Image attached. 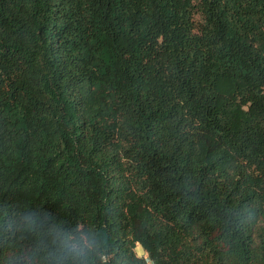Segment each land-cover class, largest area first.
<instances>
[{"label":"trees","instance_id":"trees-1","mask_svg":"<svg viewBox=\"0 0 264 264\" xmlns=\"http://www.w3.org/2000/svg\"><path fill=\"white\" fill-rule=\"evenodd\" d=\"M148 261L264 264V0H0V264Z\"/></svg>","mask_w":264,"mask_h":264},{"label":"rangeland","instance_id":"rangeland-1","mask_svg":"<svg viewBox=\"0 0 264 264\" xmlns=\"http://www.w3.org/2000/svg\"><path fill=\"white\" fill-rule=\"evenodd\" d=\"M136 251H137V254L139 256H143L144 255V250H143L142 247L138 246Z\"/></svg>","mask_w":264,"mask_h":264},{"label":"built area","instance_id":"built-area-1","mask_svg":"<svg viewBox=\"0 0 264 264\" xmlns=\"http://www.w3.org/2000/svg\"><path fill=\"white\" fill-rule=\"evenodd\" d=\"M148 264H154L153 262H151V261H148Z\"/></svg>","mask_w":264,"mask_h":264}]
</instances>
